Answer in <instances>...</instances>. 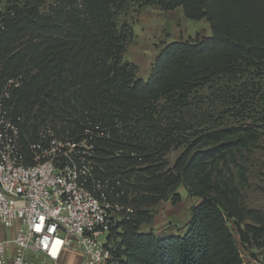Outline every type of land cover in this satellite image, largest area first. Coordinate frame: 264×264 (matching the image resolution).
I'll return each instance as SVG.
<instances>
[{
	"label": "trees",
	"instance_id": "16d2710c",
	"mask_svg": "<svg viewBox=\"0 0 264 264\" xmlns=\"http://www.w3.org/2000/svg\"><path fill=\"white\" fill-rule=\"evenodd\" d=\"M149 7L180 9L211 35L164 44L143 79L125 54L133 16ZM7 78H20L7 107L27 159L42 135L105 134L94 176L120 182L126 209L107 264H244L230 223L242 246L264 252V211L244 207L220 166L264 118V0H4L0 84ZM180 187L199 200L187 224L142 229L161 203L182 200Z\"/></svg>",
	"mask_w": 264,
	"mask_h": 264
},
{
	"label": "built area",
	"instance_id": "2783aa9c",
	"mask_svg": "<svg viewBox=\"0 0 264 264\" xmlns=\"http://www.w3.org/2000/svg\"><path fill=\"white\" fill-rule=\"evenodd\" d=\"M19 86L20 78L0 84V264H33L34 255L59 264L66 253L79 264H107V237L126 209L120 182L94 176L95 142L105 134L96 127L78 141L42 135L27 159L7 107Z\"/></svg>",
	"mask_w": 264,
	"mask_h": 264
},
{
	"label": "rangeland",
	"instance_id": "374dc122",
	"mask_svg": "<svg viewBox=\"0 0 264 264\" xmlns=\"http://www.w3.org/2000/svg\"><path fill=\"white\" fill-rule=\"evenodd\" d=\"M179 11L163 12L155 7H149L140 12L139 15L133 16V33L134 37L131 44L127 48L125 58L137 65L139 77L148 78L150 66L156 55L164 44L173 40V34L177 39H192L204 33L209 37L211 31L209 25L205 21H191L184 19L180 24L178 21ZM174 27V28H173ZM173 34L171 35V30ZM182 29L184 32H182ZM198 32L194 35V31ZM193 32L192 36L190 35ZM233 124L232 122H230ZM248 126L254 133L255 140L247 149L241 153L227 158L224 163H220L222 176L225 180L235 185L240 191L242 202L247 210L264 211V118H257ZM202 127V126H201ZM180 150H172L166 157L169 165H173L175 159L179 156ZM225 165V166H223ZM179 193L182 200L177 204H172L170 200L161 203L156 208V215L149 225H143L142 229L151 230L155 233H163L170 222H173V216L182 215L188 212L192 204H198L199 200L189 198L187 193L180 187ZM169 216V220H164ZM170 221V222H169ZM230 229L239 245V249L243 256L244 264H262L263 251L253 246L247 248L240 244L239 237L232 223L229 224ZM33 261V258L31 257Z\"/></svg>",
	"mask_w": 264,
	"mask_h": 264
},
{
	"label": "crops",
	"instance_id": "0c3cea01",
	"mask_svg": "<svg viewBox=\"0 0 264 264\" xmlns=\"http://www.w3.org/2000/svg\"><path fill=\"white\" fill-rule=\"evenodd\" d=\"M179 11V15H178V21L180 22V24L182 23V22H184V19H186L184 16H183V14H182V12H181V10L180 9H177V10H175V11H173L174 13H176V12H178ZM167 13H169V12H167ZM202 21H204V20H202ZM183 24V23H182ZM174 28V27H173ZM194 31V30H193ZM173 29L171 30V35L173 34ZM182 32H184L185 33V31H183V29H182ZM196 33H198V32H196V31H194V35H196ZM200 33V34H199ZM198 34L199 35H201V36H197L196 38H198V39H201V38H204V37H207V36H205L204 35V33H203V31L202 32H199ZM187 36H192L193 35V32H191L190 33V35H188V34H186ZM176 34H173V40H171V42H176V41H180V40H183L184 41V39H177V40H174L176 37ZM196 38H192V39H196ZM186 40V39H185ZM170 42V43H171ZM193 199H195V198H192V200ZM196 200H198V199H196ZM199 202V201H198ZM197 204V203H196ZM192 205H195V204H192ZM191 205V206H192ZM190 208V207H189ZM169 216H167V217H165L164 218V220H166V221H168L169 220V218H168ZM173 218V222H170V223H172L173 225H177V226H179V227H184L186 224H187V222H188V212H186L185 214H182V215H175V216H173L172 217ZM149 230V229H148ZM171 234V233H170ZM33 264H52L51 262H49L48 260H46L42 255H34L33 257ZM79 262H80V257H79V255H77V254H73V253H66V254H64V256L62 257V259L59 261V264H79ZM111 264H114V263H111Z\"/></svg>",
	"mask_w": 264,
	"mask_h": 264
}]
</instances>
